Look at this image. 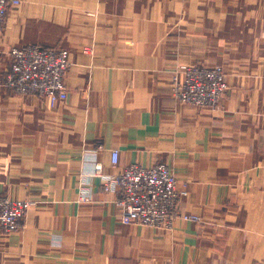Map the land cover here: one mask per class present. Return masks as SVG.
<instances>
[{"label": "crops", "instance_id": "obj_1", "mask_svg": "<svg viewBox=\"0 0 264 264\" xmlns=\"http://www.w3.org/2000/svg\"><path fill=\"white\" fill-rule=\"evenodd\" d=\"M26 44L72 67L54 106L0 89V195L34 202L0 227V264H264V0H22L0 24V83ZM193 63L224 67L219 109L173 100ZM162 162L199 220L122 223L101 175Z\"/></svg>", "mask_w": 264, "mask_h": 264}, {"label": "built area", "instance_id": "obj_2", "mask_svg": "<svg viewBox=\"0 0 264 264\" xmlns=\"http://www.w3.org/2000/svg\"><path fill=\"white\" fill-rule=\"evenodd\" d=\"M22 0H0V24L10 8H18ZM91 49H85L90 51ZM11 66L0 83L9 93L28 97H46L51 106L68 95L66 76L72 67L70 52L40 44L13 47ZM227 85L222 66L185 64L174 69L170 91L174 101L199 108L219 109ZM118 150L112 151V163H118ZM101 175V174H100ZM105 191H116V206L124 224H141L172 230L178 219L199 220L197 215L181 211L187 190H180L178 179L168 163L144 166L133 163L115 174L101 175ZM91 191L84 187L80 198L86 200ZM34 202L0 195V227L5 233L20 229L21 220Z\"/></svg>", "mask_w": 264, "mask_h": 264}, {"label": "rangeland", "instance_id": "obj_3", "mask_svg": "<svg viewBox=\"0 0 264 264\" xmlns=\"http://www.w3.org/2000/svg\"><path fill=\"white\" fill-rule=\"evenodd\" d=\"M221 1V0H220ZM239 29V27H235V30H238ZM240 30H241V28H240ZM86 49H90V47L89 48H86ZM220 66H222V65H220ZM222 68H223V70H224V74H225V83H226V85H227V90H226V93H227V91L229 90V85H228V82H227V80H226V71H225V69H224V67L222 66ZM226 96V95H225ZM225 99V98H224Z\"/></svg>", "mask_w": 264, "mask_h": 264}]
</instances>
